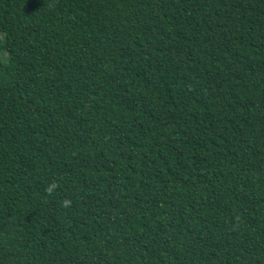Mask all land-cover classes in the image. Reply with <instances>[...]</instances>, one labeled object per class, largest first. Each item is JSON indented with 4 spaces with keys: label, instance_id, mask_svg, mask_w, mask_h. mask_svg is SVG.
<instances>
[{
    "label": "trees",
    "instance_id": "trees-1",
    "mask_svg": "<svg viewBox=\"0 0 264 264\" xmlns=\"http://www.w3.org/2000/svg\"><path fill=\"white\" fill-rule=\"evenodd\" d=\"M0 264H264V0H0Z\"/></svg>",
    "mask_w": 264,
    "mask_h": 264
},
{
    "label": "clouds",
    "instance_id": "clouds-1",
    "mask_svg": "<svg viewBox=\"0 0 264 264\" xmlns=\"http://www.w3.org/2000/svg\"><path fill=\"white\" fill-rule=\"evenodd\" d=\"M56 187H58V185L53 182L52 184H50L48 186V188H46V191L50 194ZM62 206L63 207H70L71 206V201L68 200V199H65L63 202H62Z\"/></svg>",
    "mask_w": 264,
    "mask_h": 264
}]
</instances>
